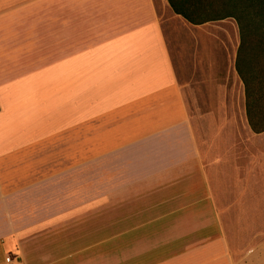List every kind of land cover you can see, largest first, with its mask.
I'll list each match as a JSON object with an SVG mask.
<instances>
[{
  "label": "crops",
  "instance_id": "0c3cea01",
  "mask_svg": "<svg viewBox=\"0 0 264 264\" xmlns=\"http://www.w3.org/2000/svg\"><path fill=\"white\" fill-rule=\"evenodd\" d=\"M171 14L199 27L167 0H0V264H264V132Z\"/></svg>",
  "mask_w": 264,
  "mask_h": 264
},
{
  "label": "trees",
  "instance_id": "16d2710c",
  "mask_svg": "<svg viewBox=\"0 0 264 264\" xmlns=\"http://www.w3.org/2000/svg\"><path fill=\"white\" fill-rule=\"evenodd\" d=\"M193 26L234 19L240 43L235 70L243 83L249 127L264 132V0H167Z\"/></svg>",
  "mask_w": 264,
  "mask_h": 264
},
{
  "label": "rangeland",
  "instance_id": "374dc122",
  "mask_svg": "<svg viewBox=\"0 0 264 264\" xmlns=\"http://www.w3.org/2000/svg\"><path fill=\"white\" fill-rule=\"evenodd\" d=\"M170 20L168 21V24H166V31L169 35L173 34L176 35L177 38V45L178 49L180 51L184 52V49L190 48V43L188 41V38H192L193 35L200 36L203 45L207 44L211 48H215L216 50V58H217V69L215 73V78L217 82H224L227 81L231 84V86L234 87L235 96L233 98L232 102V112L233 115L236 116V119H233V127H241L240 126V115H246V109H245V101L242 104V98L244 99V92L243 94H240V90L236 89L237 84L239 83V79L236 78L235 69L232 68V71H228V68L225 69V60L224 56L221 53V48L225 46L224 54L226 52H229L230 50L237 51L238 45L240 43L239 39V32L238 27L234 19H226L223 21L208 23L206 25L199 26L198 28L192 29L190 26L186 25L185 22L183 23L181 20L177 18H173V15L171 14L168 17ZM196 36V37H197ZM223 56V57H222ZM185 59L184 62H187L186 55L183 56ZM190 76V75H189ZM241 95V96H240ZM191 100V98H190ZM190 110L192 109V103L189 102ZM242 111V112H241ZM191 112V111H190ZM237 121V122H235ZM219 122V121H218ZM220 124V123H219ZM229 124V123H228ZM227 125L226 127H228ZM253 185V186H252ZM256 186L254 183H250L249 186V193L252 192L253 189H255ZM111 233H104L102 237H107ZM141 235V233H133L128 232L124 233V236L121 238H118L108 245L101 248V250H108V251H116L117 247L116 244L118 242L124 243L126 240H134L138 238ZM137 236V237H136ZM129 243V242H128ZM130 247H125L121 249V254H117L114 257H117L121 259L120 264H147L150 261H153L157 258H160L162 256H166L168 253L172 252L174 249H177L178 244L168 246V247H162L155 251L149 252L145 256H142L140 259L131 260L129 261V257L132 254L133 249ZM100 249H94L93 251H98Z\"/></svg>",
  "mask_w": 264,
  "mask_h": 264
},
{
  "label": "built area",
  "instance_id": "2783aa9c",
  "mask_svg": "<svg viewBox=\"0 0 264 264\" xmlns=\"http://www.w3.org/2000/svg\"><path fill=\"white\" fill-rule=\"evenodd\" d=\"M5 264H23L22 261L17 256L6 255Z\"/></svg>",
  "mask_w": 264,
  "mask_h": 264
}]
</instances>
